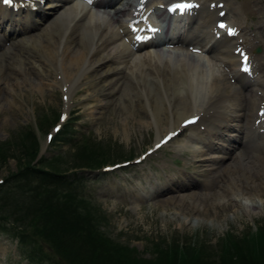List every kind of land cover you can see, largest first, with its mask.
I'll list each match as a JSON object with an SVG mask.
<instances>
[{
	"label": "rangeland",
	"instance_id": "1",
	"mask_svg": "<svg viewBox=\"0 0 264 264\" xmlns=\"http://www.w3.org/2000/svg\"><path fill=\"white\" fill-rule=\"evenodd\" d=\"M133 1L136 5L140 2V0ZM168 1L171 0H161L160 3L164 5ZM196 1L208 4L212 1L216 2V0ZM219 1L223 2L225 7L227 13L225 16L231 18L232 25L239 27L236 33L240 35V39L243 38V42L235 39L236 42L246 48L245 51L251 58L248 60V70L242 77L246 87L241 86V89L245 93L248 91L246 90L247 86L253 89L255 102L252 103L250 111L257 116L256 118L253 115L249 120L250 134L245 137L241 136L240 139H237L238 142L231 140L234 136L229 138L228 135L232 131H227L225 127H222L220 132L224 135L222 138L227 136L226 139L229 138L227 142L224 141L225 144L228 145L229 142L237 144L240 141L244 144L245 152H249L256 149V145L264 146V83L255 84L256 81L252 79L253 74L256 75L259 71L264 72V0ZM123 2L121 0L116 5H122ZM144 5L146 6V4ZM87 7L89 8V5ZM143 10L140 18L136 21V27L147 24L150 20L146 14L148 7ZM128 16L123 13L120 17L123 21ZM105 19H102L103 22L107 23L106 25L110 28L115 29L118 26L117 22V24L107 22L108 19ZM127 33L123 31V34H120L121 37L124 36L122 39L125 42L128 38ZM256 46L261 47L257 52H255ZM168 48L172 52L171 56L176 59L187 55L188 61L193 62L202 72L208 69H212L214 74L232 71L231 68L229 69L231 64L222 63L211 52L195 50L197 47H193V44L187 45V43L181 42L170 45ZM149 49L160 50L158 45H146L135 51L139 55ZM1 52L3 49H0ZM196 55L201 57L197 59ZM7 58V53L3 54V59ZM2 61L4 60L0 61V144L2 145L5 140H9V142L2 147L5 151L1 150L6 156L5 159L0 155V184L5 181V178L7 179V183L0 186V205L5 202L3 201L5 198L16 201L17 197L21 195L27 200L31 198L30 196H36L38 199L42 197L43 200L47 197L41 190L37 191V186L32 185L41 177L31 178L22 174L15 177L11 174L13 171H19L17 169L21 166L18 156L21 155L20 142L22 139L21 137L15 139L14 136L18 135L20 131L25 132L27 129H33L36 132L38 143H40L39 156L46 155V160L52 159L55 155L62 157L59 168L65 174L61 176L65 179L63 182L74 186L80 194H85L84 197L88 200L85 204H88V211H90L89 218L92 217L97 222H94L96 225L94 227L100 228L104 235L110 236L109 238L113 240L114 244L118 242L119 245L134 250V253H121V258L128 259L133 254L136 260L140 256L142 258L140 264H144L143 260L147 261L156 257L155 247L158 249L169 245L174 247L177 242L188 241L191 243L194 239L204 241L211 248L220 241L219 239L227 231L242 235L244 231L252 230L254 232L258 225L263 224L264 193L262 197L248 195L249 197L242 198V206L230 202L225 209L218 208L216 210L209 206L207 212H200V214L197 211L184 212L179 210L176 205L165 201L166 197L176 192L182 182L186 186H190L189 190L186 188L183 190L184 192L217 191L214 177H212L214 176L213 169H211L213 160L200 159L203 157L202 153L208 151V145L194 142L196 132L193 130L194 126L191 129L190 125L181 127L176 134V139L171 138L163 146L153 150L152 145L168 131V127L164 122L161 124L162 126L155 122L146 99L142 98L139 101L134 94H131L130 97L122 95L121 99L116 95H108L103 90L102 84L96 86L94 81L90 82L87 78L83 79L71 94L70 103L72 105L68 106L69 111L67 110L66 118H58V122L56 121L61 125H59V130H65L66 125L70 127L67 131L54 132L51 126L55 123L57 112L60 114L66 109V92L63 86L58 84L59 78L64 77L63 71L60 72L56 69L54 72L55 68L53 69L50 65L51 70L47 72V69L44 68L47 66V62L44 61L45 65L41 63V68L26 66L28 71H25L24 79L19 73L20 69H17L16 66L15 68L5 65ZM193 64L191 63V66ZM204 66L207 68L205 69ZM213 67L215 68L213 69ZM233 67L235 68L236 64ZM42 68L43 71H41ZM33 70L35 71L31 72ZM249 71H251V76ZM42 72L45 74H43L44 77ZM57 72L60 73L59 77ZM234 79L230 77L229 83L234 87L239 86L240 83L238 84ZM219 81L221 82V80ZM204 85L202 94L199 93L200 95L197 94L195 97L193 106L196 108L200 102L205 100V94L209 92V85L207 83ZM196 100L198 101L196 102ZM67 111L65 110V113ZM198 126L197 124L195 128ZM50 132L54 133L52 138L48 139L46 136ZM31 138L29 137L28 142L31 141ZM210 138L214 145L217 141H220L219 145L223 142L222 138L218 139L215 136H210ZM84 145L89 148L90 146L101 147L105 152L108 150L113 155L116 153L115 161H123L125 158H130V161L113 169H110L109 165L100 169H89L88 166L73 162L77 161L74 153ZM222 150L225 149L222 148ZM134 157L141 158V161H135ZM226 161L230 164L233 159L225 157L219 163L224 162L223 164H225ZM235 165L238 167L237 163ZM163 190H166L164 194L160 192ZM249 198L250 200H248ZM238 199L237 202H240ZM27 200L24 202L29 205ZM7 209H0V225L12 229L15 223L17 225V221H15L17 218L16 216L8 217ZM29 230L28 233H30ZM6 231V229H0V264H68L67 261L70 260L67 255L61 257L55 252V248H51L39 233L33 235L30 233L29 236L35 241L36 252L44 255L43 259L36 258L37 260L31 261L22 252L24 249L18 246L16 236H11ZM103 245L106 247L105 243ZM32 246L33 242L28 246V249L31 250ZM100 257H103L101 253ZM97 261L99 263L90 260L83 264H105L103 261ZM216 264H221V261H216Z\"/></svg>",
	"mask_w": 264,
	"mask_h": 264
},
{
	"label": "bare ground",
	"instance_id": "2",
	"mask_svg": "<svg viewBox=\"0 0 264 264\" xmlns=\"http://www.w3.org/2000/svg\"><path fill=\"white\" fill-rule=\"evenodd\" d=\"M125 1L122 5L112 8L100 6L104 12L101 14L88 8L85 2H75L74 0H0V49H3V52L0 53V61L4 60L2 62L5 65L16 66L17 69H20L19 73L22 74V78L26 77L25 71H28L29 65L41 68L40 64L45 65L44 61L47 62V66L44 67L47 72L51 70L50 65L53 69L55 68L54 72L56 69L60 72L63 71L64 77L59 78L58 84H61L66 92V111H69L71 94L83 79L88 78L87 80L94 81L96 86L102 84L105 88L99 86L108 95L122 98V95L130 97L131 94H134L139 101L145 98L150 105L148 108L155 122L159 125L164 122L168 127L167 130L172 132L183 126L182 122L186 117L197 115L196 120L189 124L190 129L194 126L193 130L196 131L195 141H193L208 145V151L202 153L203 157L200 159L211 157L210 159L216 160L218 156L225 155L227 158L231 157L233 162L229 164L226 161L223 164L224 162L213 161L211 169H213L214 176L212 177H214V183L217 186L215 192H184L183 190L190 186H186L182 182L176 192L165 199L167 203L176 205L179 210L192 213L197 211L200 214V212H207L209 206L216 210L218 208L225 209L230 202L241 205L242 198L252 197V195L262 197L264 193V146L256 145V149L245 152L244 144L239 141L238 146L230 142L232 145L224 146L225 150H222L219 145L212 144L210 138V136H223L220 132L222 127H225L227 131H232L228 135L229 138L234 136L231 140L236 141L241 136H248L250 134L248 123L255 115L250 111L252 103L255 102L253 89L247 86L246 93L241 89V86L246 87L242 80V74L237 66L233 67L240 59L238 54H241L243 50V48L237 50L238 42L236 40L239 39V42H243V38L240 39L239 34L234 36L233 30L236 27H232L231 18L225 16L227 15L226 10L223 14L226 17L223 29L216 26V22L220 20L218 15L220 16L222 13L218 11L223 8L219 6V0L212 1L210 4L203 1L200 5L190 4V9L182 14L175 11L173 21L169 26L170 33L175 35L180 31L177 27L185 28L186 25H189V21L193 20L190 31H188V42L181 41L187 45L193 44V47H204L205 50H210L212 55L222 63L231 64L229 66L232 69L231 72L214 74L212 69L205 70V72L200 71L193 62L188 61L187 55L176 59L171 56V51L165 53L157 51V49H149L138 55L136 53L138 48L134 46L135 43H132L129 36L127 42L122 39L124 36H120L123 31L128 32L127 35L131 36L136 34L129 29L130 24L136 21L128 23L122 21L120 17L123 13L134 12L132 10V6L135 5L134 1ZM160 1L150 0L148 4L152 6ZM7 2L10 3L9 7ZM142 3L145 4L144 0ZM22 4L26 5L24 8L36 7V10L33 8L30 11L20 10ZM176 9L179 10V7L176 6ZM13 10L16 12L13 13ZM32 10L35 11L32 12ZM105 18L108 19L107 22H117L118 26L115 29L110 28L106 25L107 23L103 22ZM173 24H175V28H173ZM240 29L242 28L240 27ZM249 39L251 40V38ZM177 41L179 42V40ZM5 53H7V59H3ZM199 57L201 56L199 55ZM199 57L196 55L197 59ZM54 72L53 74H55ZM11 74L13 76V73ZM41 74L43 76L44 73ZM58 74L59 77L60 73ZM230 77L238 80L237 83L240 85L236 87L231 85ZM56 79L58 78L56 77ZM256 80L255 84L264 83L263 71L256 74ZM205 83L210 87V89L208 88L209 92L205 94V100L200 102L196 108L193 106L195 97L197 94L200 95L199 93L202 94L201 91ZM255 117L257 118L256 115ZM197 124L199 126L195 128ZM229 138H222V140L227 142ZM240 146L241 148H239ZM164 193L165 191H163ZM233 196L240 197L237 198L240 202H237Z\"/></svg>",
	"mask_w": 264,
	"mask_h": 264
},
{
	"label": "trees",
	"instance_id": "3",
	"mask_svg": "<svg viewBox=\"0 0 264 264\" xmlns=\"http://www.w3.org/2000/svg\"><path fill=\"white\" fill-rule=\"evenodd\" d=\"M58 116L57 112L55 123ZM69 127L66 125L65 130L60 129L59 131H67ZM35 134L33 129H27L14 136L15 139L18 137L22 139L20 142L21 155L18 156L21 166L17 169L19 171H13L11 174L15 177L20 174L31 178L41 177L32 185L37 186V191L41 190L47 197L43 200L42 197L38 199L36 196H30L31 198L27 200L21 195L16 201L14 199L10 201L11 198L4 197L5 202L1 204L4 208L0 205V209L8 208L6 215L13 216V218L16 216L17 225L14 222L15 227L13 226L12 229L0 225V229H6L8 234L16 236L18 246L24 249L22 252L31 261L44 257L43 254L36 252L35 241L29 236L39 233L61 257L67 255L70 258L67 261L68 264H83L90 260L103 261L105 264H140L142 260L140 256L137 260L133 254L128 259L121 258V253H134V250L125 248L118 242L114 244L110 236L104 235L100 228L94 227L96 221L92 217L89 218L90 211H88V204H85L88 201L84 197L85 194H80L74 186L63 182L65 179L61 176L65 174L59 168L62 157L55 155L52 159L46 160V155H43L37 158L40 143ZM28 136L32 137L30 142H28ZM7 142L9 140L0 144V155L4 159L6 156L3 155L5 150L2 147ZM107 151L105 152L98 146L89 148L84 145L74 153L77 161L73 162L88 166L89 169L100 168L103 164L116 160V153L113 155ZM81 175L78 176L81 177ZM4 180L0 186L7 183V179ZM49 180L51 182H48ZM25 200L29 205L25 204ZM219 240L211 248L204 241L196 239L191 242L192 244L188 241H181L177 242L174 247L172 245L159 249L155 247L156 257L143 261L144 264H216V261H221V264H264V222L258 225L254 232L244 231L241 235L227 231ZM32 242L33 246L30 250L28 246ZM100 253L103 257H100Z\"/></svg>",
	"mask_w": 264,
	"mask_h": 264
},
{
	"label": "water",
	"instance_id": "4",
	"mask_svg": "<svg viewBox=\"0 0 264 264\" xmlns=\"http://www.w3.org/2000/svg\"><path fill=\"white\" fill-rule=\"evenodd\" d=\"M259 49H261V48L259 47V48H257L256 50H259Z\"/></svg>",
	"mask_w": 264,
	"mask_h": 264
}]
</instances>
